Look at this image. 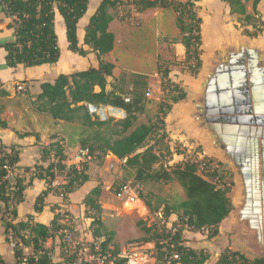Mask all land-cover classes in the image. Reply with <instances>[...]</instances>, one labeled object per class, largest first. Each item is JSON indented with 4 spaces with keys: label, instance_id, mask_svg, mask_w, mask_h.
Here are the masks:
<instances>
[{
    "label": "trees",
    "instance_id": "obj_1",
    "mask_svg": "<svg viewBox=\"0 0 264 264\" xmlns=\"http://www.w3.org/2000/svg\"><path fill=\"white\" fill-rule=\"evenodd\" d=\"M196 1L199 0H131L138 11L171 7L176 12V25L185 48L184 62L193 75L201 68V17L193 9ZM223 1L230 14L240 15L243 25L251 27L250 30L245 28L244 34L257 37L264 32L261 28L264 21L257 10L260 0H252V13L246 11L247 0ZM123 2L124 0L99 2L84 28L83 45L87 46L85 49L77 40V24L87 10L88 0H0V12L12 17L8 27H12L14 31L12 41L0 44L6 52V64L14 68L19 64L30 67L51 65L58 61L60 49L54 29V15L57 11L64 21L68 49L81 56L89 51L95 52L96 64L69 74L61 73L52 81L41 82L40 92L32 104L37 111L47 113L54 120L71 122L81 119L83 127L90 132L79 140L80 147H87L90 155L99 160L107 154L124 160L125 166L134 169L136 181L178 182L185 198L174 203H169L151 192H139V198L149 211L159 213L165 223H168L172 214L176 215L169 228L166 224L159 225L155 220L150 224L138 222L144 234L140 237L141 243L154 244V264H206L210 261L212 264H264V256L249 258L239 250L225 248L212 257L204 248L187 244L185 231L209 230L210 235L218 233L221 222L232 210V203L227 196L228 187L224 188L209 179L216 175L215 169H200L199 164L190 159L169 164L173 151L168 142L164 143L163 138L167 137L164 118L173 104L185 99L186 92L170 80L167 66L158 63L162 95L154 119H148L147 122H138L139 116L147 113V75L123 71L118 78L108 81L114 65L105 61L102 56L113 49L114 35L109 31L108 25L114 17L113 10ZM188 7L189 13L186 14ZM86 103L121 108L126 115L120 119L91 118L86 110ZM1 113L0 108V127L6 128L7 122L1 117ZM159 130L162 133L156 136ZM29 134L31 133L25 132L21 136ZM151 137L153 143L146 145ZM49 157L52 160L47 165L36 163L32 167L24 168L23 173L13 171L11 178H6L7 170L4 165L14 169L19 160V152L15 145L0 146V220L4 224V233L7 235L9 229H12L14 236L21 239L23 244L34 248H41L52 232L59 228L60 214H55L49 225L32 221L31 215L26 220L13 223L17 218L16 206L24 200L25 188L35 178L45 181L46 189L35 200L34 209L38 212L50 191L65 201L69 193L77 191L89 179L86 172L88 164H82L80 170L71 165L65 175L66 183L53 187L52 182L56 177L53 169L64 168L61 164V160L65 158L64 149L58 140L41 147V160ZM25 173L29 175L27 182ZM100 194L101 186L98 184L82 201L85 213L91 219L92 236L104 248L112 245L118 253L114 232L106 229L101 218ZM5 213H9L10 218H5ZM172 252H177L179 259H171ZM13 253L16 257L18 251L13 250ZM125 261L126 257H120L116 264H124ZM0 264L8 263L0 256Z\"/></svg>",
    "mask_w": 264,
    "mask_h": 264
},
{
    "label": "crops",
    "instance_id": "obj_2",
    "mask_svg": "<svg viewBox=\"0 0 264 264\" xmlns=\"http://www.w3.org/2000/svg\"><path fill=\"white\" fill-rule=\"evenodd\" d=\"M100 1L88 0L87 10L77 24V40L79 45H82L85 49H87V46L83 45L84 28ZM204 1H207L205 2L206 5L213 12L210 14L204 12L200 16L201 45L204 47V44H206L207 58L205 59L203 52L201 68L196 75L182 69L185 60V48L180 38H178L179 29L176 25V14L171 7H154L135 11L133 18L137 20L138 23L136 24L138 25L129 26L123 21L125 20L123 17L125 7L117 6L113 10L114 17L108 25L109 31L114 35L113 49L104 54L102 58L114 65L112 75L108 77L109 82L118 78L123 71L147 75L149 85L147 112H155V109H150L158 105L162 95L161 77L157 71L158 63L167 66L170 80L186 92L185 99L173 104L171 111L167 114V133L169 131L168 124H177L192 132L190 122L194 119L204 120L215 136L219 148L224 151L237 168L234 160L227 154V144L222 140L223 130L227 127L236 128L247 125L221 122L216 118L246 115L247 104L251 108L257 105L260 109V106H262V112H258V114L264 116V88L261 89V85L264 84V76L262 77L264 74V36L262 37L260 34L257 37L247 36L243 31L239 32L235 26L236 24L233 25L235 31H231L229 24L224 23L222 20L224 11L230 14L227 4L222 0L223 10H221L220 3L212 4L208 2L209 0H201L199 5H202ZM245 8L248 13L253 12L252 0L246 2ZM203 9L206 11V7H203ZM257 10L264 21V0L259 1ZM10 22H12V17L0 12V44L14 39L13 28L8 27ZM249 27L245 26L246 29L250 30ZM54 29L60 49V57L54 63L55 65L42 64L26 67L19 64L11 68L6 64V52L0 46V108L2 109L1 117L7 122L6 128L0 127V146H16L19 152V160L14 168L16 173H23L24 168L32 167L36 163L47 165L52 157L42 161L41 147L56 140L58 136L65 139V156L69 162L71 161V152L80 147L79 141H76L72 134L67 133L66 128L76 120L83 127L81 119L71 122L54 120L47 113L37 111L32 104V101L40 92L41 82L52 81L61 73L69 74L96 64L95 52L89 51L85 56H81L68 49L64 21L57 11L54 15ZM206 29H208V34L206 35V41H204ZM19 84L24 87L21 91L16 90V86ZM252 88L262 92L259 91V93L251 95ZM246 89L248 90L247 93L243 91ZM220 110L230 113L220 114ZM251 110L253 111V109ZM90 116L94 118V116ZM251 126L255 127V125ZM261 128H264V126H261ZM25 132L31 134L21 136ZM169 135L173 137L172 132ZM179 137L181 136L179 135ZM261 140L263 139H258V141ZM173 155L181 156V154L175 155L174 152ZM106 158L112 161L115 160L120 163V166H124V160H120L112 154H107ZM171 159L169 164L174 162ZM105 168V164L98 166L94 162H90L86 171L89 177L88 181L77 191L69 193L65 201L50 191L45 196L38 212L34 209L35 200L46 189V183L42 179H33L24 190V200L16 206L17 218L13 223L18 220H26L27 216L31 215L32 221L49 225L57 211H68L75 215H79V212L82 214L85 211L82 203L83 198L94 186L98 185L95 182L98 177H101L104 182ZM24 175L25 182H27L29 175L27 173ZM60 183H63V179L60 176L56 177L55 184ZM167 184H173L174 188L181 191V195H183L181 199L185 198L183 189L177 181L174 180ZM104 189L105 185L101 186V196L99 198H102L105 194ZM141 204L144 205L143 202ZM175 219L176 215L172 214V222ZM86 223L87 228L91 222L86 219ZM4 234V224L0 220V256L6 263L13 264L14 262L10 263L6 259L7 249L12 248L5 244ZM262 237L264 238L263 234ZM186 242L190 246L199 247L198 243H192L189 240H186ZM56 243V239H47L45 245L52 248ZM148 245L152 244L148 243ZM141 247L135 248L140 249Z\"/></svg>",
    "mask_w": 264,
    "mask_h": 264
},
{
    "label": "rangeland",
    "instance_id": "obj_3",
    "mask_svg": "<svg viewBox=\"0 0 264 264\" xmlns=\"http://www.w3.org/2000/svg\"><path fill=\"white\" fill-rule=\"evenodd\" d=\"M179 1V0H174ZM186 0H182L181 2H185ZM199 1H196L194 4V11L198 14V16H202L204 12L212 13L213 11L206 5L204 1L202 5H199ZM249 1V0H247ZM246 1V2H247ZM212 4H221V10H223L222 0H209ZM129 4H133L131 0H124L121 6L125 7V13L123 15L126 18L125 23L129 26H137L138 22L133 18V13L138 11L134 6ZM130 6V7H129ZM202 6V7H201ZM203 7H206L203 9ZM189 13V7L186 9V14ZM176 14V12H175ZM222 20L224 23L229 24L231 31H235L233 25L237 27L239 32H242L245 29L241 18L238 14H227L225 11L222 15ZM262 19V18H261ZM263 20V19H262ZM251 29V27H249ZM261 28L264 29L262 25ZM208 29L205 30L204 41H206ZM260 36H264L260 34ZM180 33L179 37L180 38ZM205 43V42H204ZM206 44L201 45V54L200 58L203 56L205 59L207 58V49ZM218 53V51H217ZM181 64V62H180ZM183 70H188L187 65L183 62ZM156 105V104H155ZM157 106L155 108L151 107L150 110L155 109V112L148 111L144 115H140L138 118V122H147L148 119H154ZM110 110V109H109ZM166 117L164 118V126L166 127ZM192 132L188 131L186 127L177 125V124H168V133L167 137H164V143H167L172 147V151L175 155L181 154V156H171L173 163L176 161H181L183 159H206L211 162V170L215 169V176L209 177V179L217 184L221 185L224 188L228 187L227 196L229 197L232 203V210L229 216L221 222L219 226L218 233L215 235H210L211 231L209 230H200L196 232L185 231L184 238L186 240L191 241L192 243H198L199 247L204 248L206 252H208L212 257L216 256L222 249L228 248L232 250H239L244 253L247 257L252 258L255 256H264V241L261 235L257 233L256 228L249 225V222L240 215V209L243 205L244 200V188L240 174L238 173L237 168L234 166L233 162L226 156L223 150L219 148V144L216 141L215 136L212 134L211 129L207 125V122L204 120H193L190 122ZM159 127L161 125L159 124ZM67 133L73 135V138L76 141H79L81 138L85 137L90 130L86 127H82L78 120L72 122L66 128ZM167 132V131H166ZM172 132L173 137L169 135ZM162 131H157L156 136H160ZM179 135L181 137H179ZM177 136V137H175ZM180 138V139H176ZM58 141H62L65 144V139L61 136H58L56 139ZM153 137H151L146 145L153 143ZM68 142V139H67ZM72 143V142H71ZM185 144V145H183ZM73 145V144H72ZM162 146V145H161ZM160 146V147H161ZM79 148L73 150L71 152L70 162H73L75 159V152ZM66 149H64V152ZM199 153V154H197ZM66 158V156H65ZM167 158H165L166 160ZM96 165L105 164L106 168L104 169V177L101 180V177H98L95 182L100 186L105 185V194L102 198H99L100 206L102 208L101 218L104 226L107 230L114 232V241L116 243V248L123 256H129L136 253L138 257L143 256L144 262L143 264H154L155 259L153 257L155 250L154 244L150 242L152 245H148V243H141L140 237H142L143 231L141 230V225L138 224L141 221L143 224H150L152 221L159 222V225L166 224V227H171V216L169 217L168 223H165L163 219H161L159 213H152L149 211L147 206L143 202V206L137 200L133 202H126L123 199H119L116 196V192L122 183H130L131 186L139 183L141 187L142 193L151 192L152 194H158L160 198H165L169 203H174L175 201L180 200L183 195H181V191L177 188L173 187V184L167 183H156V182H138L134 177V169L128 166H120V163L117 161H112L107 159L106 156L103 157L102 160L98 158H92V161ZM200 169H205V167H201ZM101 196V195H100ZM152 202L154 203L153 199ZM155 205V204H153ZM63 213H69L68 211H64ZM72 215H75L71 213ZM80 219L79 228H86L87 223L86 219L88 218L87 213L82 212V214L75 215ZM256 216V213L254 214ZM5 218H10V215L5 213ZM256 218V217H254ZM261 225V221L259 222V226ZM84 228V229H85ZM91 229V227H89ZM92 231V230H91ZM210 235V236H209ZM7 235L4 234L5 244L7 246L8 242L6 240ZM52 246V245H51ZM140 247V249L135 247ZM10 247V246H9ZM197 247V248H199ZM11 248V247H10ZM51 248V247H50ZM52 249L55 250L56 256L60 254V249H58V244L56 243L52 246ZM7 261L10 263L14 262V255L12 249H7ZM215 260V259H214ZM210 261L206 264H212Z\"/></svg>",
    "mask_w": 264,
    "mask_h": 264
},
{
    "label": "built area",
    "instance_id": "obj_4",
    "mask_svg": "<svg viewBox=\"0 0 264 264\" xmlns=\"http://www.w3.org/2000/svg\"><path fill=\"white\" fill-rule=\"evenodd\" d=\"M130 5L134 6L133 4ZM23 89L24 87L21 84L16 86V90L18 91ZM147 96H149V92L147 93ZM85 107L90 115L97 117L100 120H105L109 117L120 119L126 115L123 109L112 106H97L91 103H86ZM109 108L112 110H109ZM59 144L63 149L66 148L62 141H59ZM92 158L94 157L90 155L87 147H79L75 152V160L73 162H69L67 158L62 159L61 164L64 165V168L59 169L55 167L53 169L56 177L60 176L63 179V183L60 184L66 183L67 178L65 175L68 172L69 166L75 165L76 169L80 170L82 164H89L92 161ZM191 160L197 162L201 167L211 168L212 166L211 162L206 159L195 158ZM4 168L7 170L5 177L11 178L14 169L7 165H4ZM55 179L52 182L53 187L60 185L55 184ZM140 191L141 187L139 183L134 186H131L130 183H122L116 192V196L126 202L137 200L139 203H142L139 199ZM63 212L64 211L56 212V214H60V219L58 220L60 226L57 230H54L51 237L48 238L56 239L58 249H60V254L58 256H56L55 250L47 247L45 243L41 248H34L31 245L23 244L21 239L14 236L13 230L9 229L6 237L8 245L13 250L18 251L13 264H116V261L120 257H126L124 264H143V256L138 257L136 253L129 256H123L120 252L116 253L112 245H108L104 248L100 241L94 240L91 229L89 228L90 226L80 230L79 217L72 215L71 213ZM170 258L179 259L178 253L172 252Z\"/></svg>",
    "mask_w": 264,
    "mask_h": 264
},
{
    "label": "water",
    "instance_id": "obj_5",
    "mask_svg": "<svg viewBox=\"0 0 264 264\" xmlns=\"http://www.w3.org/2000/svg\"><path fill=\"white\" fill-rule=\"evenodd\" d=\"M263 88L264 84L261 85L262 90ZM243 91L248 92L247 89ZM259 91L261 90L252 88L251 95L257 94ZM246 112V115L222 116L216 119L221 122L247 125L236 128L224 127L223 133L226 135L222 137V140L227 144V154L234 160L243 182L244 200L240 209L241 218L247 220L250 226L256 228L255 230L259 235L262 232L264 236V128H261V126H264V116L258 114V112H262V106H260V109L257 105L251 108L247 104ZM229 113L220 110V114ZM251 125H255V127ZM259 138L263 140L258 141ZM255 213L256 216H254ZM259 221H261L260 226Z\"/></svg>",
    "mask_w": 264,
    "mask_h": 264
},
{
    "label": "bare ground",
    "instance_id": "obj_6",
    "mask_svg": "<svg viewBox=\"0 0 264 264\" xmlns=\"http://www.w3.org/2000/svg\"><path fill=\"white\" fill-rule=\"evenodd\" d=\"M254 69V68H253ZM260 75V74H259ZM258 77H260V76H258ZM259 79V78H258ZM260 80V79H259ZM255 82H257V81H255ZM258 84V83H257ZM249 89V88H248ZM110 110H112L111 108H109ZM226 134L225 133H223V136H225ZM260 222V221H259Z\"/></svg>",
    "mask_w": 264,
    "mask_h": 264
},
{
    "label": "flooded vegetation",
    "instance_id": "obj_7",
    "mask_svg": "<svg viewBox=\"0 0 264 264\" xmlns=\"http://www.w3.org/2000/svg\"><path fill=\"white\" fill-rule=\"evenodd\" d=\"M264 239V238H263ZM264 250V249H263Z\"/></svg>",
    "mask_w": 264,
    "mask_h": 264
}]
</instances>
